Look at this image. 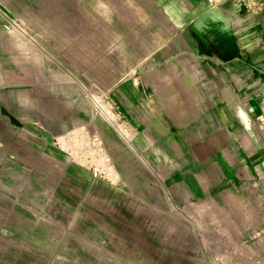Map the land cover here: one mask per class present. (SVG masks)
I'll use <instances>...</instances> for the list:
<instances>
[{
  "label": "crops",
  "instance_id": "obj_1",
  "mask_svg": "<svg viewBox=\"0 0 264 264\" xmlns=\"http://www.w3.org/2000/svg\"><path fill=\"white\" fill-rule=\"evenodd\" d=\"M181 4L175 32L173 0L98 31L92 0H0V264H264V0ZM82 54L133 56L102 127L118 184L54 143L98 116Z\"/></svg>",
  "mask_w": 264,
  "mask_h": 264
},
{
  "label": "rangeland",
  "instance_id": "obj_2",
  "mask_svg": "<svg viewBox=\"0 0 264 264\" xmlns=\"http://www.w3.org/2000/svg\"><path fill=\"white\" fill-rule=\"evenodd\" d=\"M181 5V0H173L172 27L174 32L180 26L179 16L176 14L180 12ZM92 10L94 30L98 31H100L101 25L100 17L109 16L110 30L113 27L124 26L125 29L130 31L138 29L140 26L143 28V26H149V24L153 25L155 20L158 29L163 26L162 22L165 17L164 0H157V2H153V0H92ZM141 32L142 36L146 38L150 35V32L146 30ZM60 57L81 79L86 97L92 103L95 113H98L96 120L90 126H93L103 138V126L110 129L115 128V131L119 130V123L123 122V114L116 98L118 92L116 89L114 90V87L123 74L128 76L131 73L128 70L122 71L119 68L121 64H124L125 67L131 65L133 56L82 54ZM124 141H127V139ZM81 169L86 170L82 167Z\"/></svg>",
  "mask_w": 264,
  "mask_h": 264
},
{
  "label": "built area",
  "instance_id": "obj_3",
  "mask_svg": "<svg viewBox=\"0 0 264 264\" xmlns=\"http://www.w3.org/2000/svg\"><path fill=\"white\" fill-rule=\"evenodd\" d=\"M210 7H216L223 3H232L240 9H255L261 0H206ZM259 121L264 129V111L259 116ZM56 145H65L71 159L80 167L88 170L94 179H100L111 183H119L118 171L114 155L109 150L102 135L86 125L78 128L67 136L63 142L58 138L54 140Z\"/></svg>",
  "mask_w": 264,
  "mask_h": 264
}]
</instances>
